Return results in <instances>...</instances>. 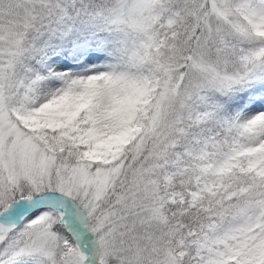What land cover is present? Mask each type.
<instances>
[{
  "label": "rangeland",
  "instance_id": "rangeland-1",
  "mask_svg": "<svg viewBox=\"0 0 264 264\" xmlns=\"http://www.w3.org/2000/svg\"><path fill=\"white\" fill-rule=\"evenodd\" d=\"M49 1L0 0V209L17 196L59 189L52 193L86 207L99 247L87 253L68 217L39 205L0 225V264H264V0H106L112 21L146 26L149 44L168 48L155 72L119 62L104 37L86 35L73 36L68 50L43 48L25 78L30 35L47 23L39 15ZM122 44L128 49L127 34ZM83 109L92 118L83 157L66 156L38 134L42 116L52 128L56 117L69 122ZM186 115L209 125L198 141L209 161L196 177L209 165L224 178L222 200L182 262L160 233L156 191L158 167ZM128 168L137 177L111 197Z\"/></svg>",
  "mask_w": 264,
  "mask_h": 264
},
{
  "label": "trees",
  "instance_id": "trees-1",
  "mask_svg": "<svg viewBox=\"0 0 264 264\" xmlns=\"http://www.w3.org/2000/svg\"><path fill=\"white\" fill-rule=\"evenodd\" d=\"M45 8L47 13L42 17L39 15V19L44 18L47 23L43 20V26L30 35V37L33 36L29 62L32 66L30 70H26L25 65L22 67L23 75L26 77L35 73L34 57L43 48L56 46L66 50L73 36H102L107 45L119 55V62L141 68L150 74L156 71L159 64H162L160 61L162 55L168 50L161 46L162 42L149 44L148 36L151 30L148 27H142L140 24L133 26L121 19L112 21L111 13L106 12L108 9L106 0H50L45 4ZM150 25L148 23L149 27ZM124 34L128 36V49H125V45L122 44ZM134 49L137 56L133 59L128 58L127 51ZM152 96L153 94H150L147 99ZM143 119L144 113H141L138 125H142ZM41 121L37 132L49 147L61 151L72 159L81 158L87 153L88 146L84 145L82 140L92 126V118L86 109L81 110L71 122L57 117L56 124L52 128L48 127L46 117L42 116ZM178 125L180 135L178 139H175L173 149L162 158L163 163L158 167L159 169L157 168L156 193L157 202L161 205L164 215L160 233L184 262L193 254L196 241L207 229L208 212L211 206L216 207L219 200H222L221 179L224 176L217 175L208 165V169L202 171L199 178L196 177L197 165L209 161V157H205L201 147L198 146V141L209 128L202 117L186 115L178 121ZM229 134L228 137L235 136V134ZM139 158L141 159V156ZM126 159L127 157L120 162V166H125L123 163ZM130 176L129 168L124 173L119 172L112 190L117 193H112L111 197L122 192L126 186L129 187L131 180L137 177L134 173L129 179ZM199 181L210 186L211 192L205 189L198 191L196 185ZM193 192L195 196L191 195ZM117 204L118 202L112 199L110 206L114 207Z\"/></svg>",
  "mask_w": 264,
  "mask_h": 264
},
{
  "label": "bare ground",
  "instance_id": "bare-ground-1",
  "mask_svg": "<svg viewBox=\"0 0 264 264\" xmlns=\"http://www.w3.org/2000/svg\"><path fill=\"white\" fill-rule=\"evenodd\" d=\"M254 107V106H253Z\"/></svg>",
  "mask_w": 264,
  "mask_h": 264
}]
</instances>
